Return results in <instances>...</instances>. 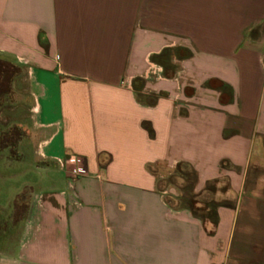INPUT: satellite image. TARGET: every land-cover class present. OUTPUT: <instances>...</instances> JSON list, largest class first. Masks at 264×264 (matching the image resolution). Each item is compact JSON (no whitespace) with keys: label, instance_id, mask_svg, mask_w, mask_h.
<instances>
[{"label":"crops","instance_id":"crops-1","mask_svg":"<svg viewBox=\"0 0 264 264\" xmlns=\"http://www.w3.org/2000/svg\"><path fill=\"white\" fill-rule=\"evenodd\" d=\"M18 71L0 264H264V0H0Z\"/></svg>","mask_w":264,"mask_h":264},{"label":"rangeland","instance_id":"rangeland-1","mask_svg":"<svg viewBox=\"0 0 264 264\" xmlns=\"http://www.w3.org/2000/svg\"><path fill=\"white\" fill-rule=\"evenodd\" d=\"M167 60V57L162 59ZM14 82L10 85L7 83V78H9L10 73L1 74V84H0V106H1V119H0V131L2 132V137L4 133H16L25 134L23 132V127L26 125L29 104L27 100V85L24 79L23 71L19 72ZM12 75V74H11ZM12 79V76H11ZM13 88V93L11 92ZM12 93V94H11ZM17 125L16 130L14 127ZM21 125L22 127H20ZM12 141V139H11ZM6 139H3L0 143V174L2 179H0V201L3 203L2 211H5L0 216V222L3 224H9V206L8 198L14 194L18 193L17 190L21 188V184L24 182H32L40 178L42 174L40 171L36 170L30 160H32V152L30 146L21 140L17 145H7L2 147ZM15 155H22L21 162L19 159H14ZM11 160V163H7V160ZM20 162V163H19ZM156 168L151 167V170ZM179 177L184 178L183 172L180 169L178 172ZM175 181V179H171ZM190 181V177H188ZM168 185V184H167ZM19 215L15 216L18 218Z\"/></svg>","mask_w":264,"mask_h":264},{"label":"built area","instance_id":"built-area-1","mask_svg":"<svg viewBox=\"0 0 264 264\" xmlns=\"http://www.w3.org/2000/svg\"><path fill=\"white\" fill-rule=\"evenodd\" d=\"M67 161L72 165V168L69 170V174L72 178L86 175V167L83 166L79 158L69 156Z\"/></svg>","mask_w":264,"mask_h":264},{"label":"trees","instance_id":"trees-1","mask_svg":"<svg viewBox=\"0 0 264 264\" xmlns=\"http://www.w3.org/2000/svg\"><path fill=\"white\" fill-rule=\"evenodd\" d=\"M23 196H20V198H18V203L19 204H21L22 202H25V196L24 197Z\"/></svg>","mask_w":264,"mask_h":264}]
</instances>
